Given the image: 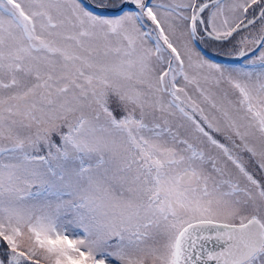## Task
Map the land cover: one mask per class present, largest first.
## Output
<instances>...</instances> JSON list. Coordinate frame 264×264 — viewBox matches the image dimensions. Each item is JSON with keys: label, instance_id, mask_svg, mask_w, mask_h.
Listing matches in <instances>:
<instances>
[{"label": "snow or ice", "instance_id": "1", "mask_svg": "<svg viewBox=\"0 0 264 264\" xmlns=\"http://www.w3.org/2000/svg\"><path fill=\"white\" fill-rule=\"evenodd\" d=\"M0 264H264V0H0Z\"/></svg>", "mask_w": 264, "mask_h": 264}]
</instances>
